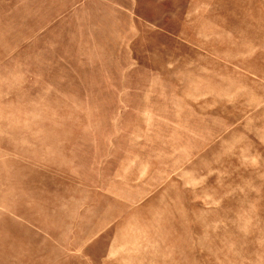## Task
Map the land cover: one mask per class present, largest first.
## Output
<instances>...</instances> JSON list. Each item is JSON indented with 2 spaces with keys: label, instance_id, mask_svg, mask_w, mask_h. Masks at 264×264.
Returning <instances> with one entry per match:
<instances>
[{
  "label": "rangeland",
  "instance_id": "374dc122",
  "mask_svg": "<svg viewBox=\"0 0 264 264\" xmlns=\"http://www.w3.org/2000/svg\"><path fill=\"white\" fill-rule=\"evenodd\" d=\"M0 264H264V0H0Z\"/></svg>",
  "mask_w": 264,
  "mask_h": 264
}]
</instances>
